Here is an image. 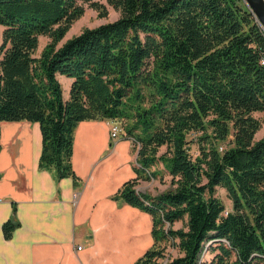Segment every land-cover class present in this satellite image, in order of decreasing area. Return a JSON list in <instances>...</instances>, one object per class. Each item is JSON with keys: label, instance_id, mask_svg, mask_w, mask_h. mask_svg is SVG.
I'll list each match as a JSON object with an SVG mask.
<instances>
[{"label": "trees", "instance_id": "1", "mask_svg": "<svg viewBox=\"0 0 264 264\" xmlns=\"http://www.w3.org/2000/svg\"><path fill=\"white\" fill-rule=\"evenodd\" d=\"M106 1L117 18L58 44L83 2L97 8V0H0V122L37 121L38 167L74 183L76 124H121L137 149V175L112 197L152 220L153 243L133 264H264V133L254 139L261 123L253 113L264 110V33L249 7L243 0ZM41 34L49 40L37 55ZM57 74L72 78L68 97ZM159 161L171 187L139 191ZM18 224L3 221L4 237Z\"/></svg>", "mask_w": 264, "mask_h": 264}, {"label": "crops", "instance_id": "2", "mask_svg": "<svg viewBox=\"0 0 264 264\" xmlns=\"http://www.w3.org/2000/svg\"><path fill=\"white\" fill-rule=\"evenodd\" d=\"M0 142V264H133L152 245L150 214L112 197L138 162L132 139L110 136L107 119L75 126L77 183L38 167L37 121L2 120ZM11 217L19 224L5 238Z\"/></svg>", "mask_w": 264, "mask_h": 264}, {"label": "rangeland", "instance_id": "3", "mask_svg": "<svg viewBox=\"0 0 264 264\" xmlns=\"http://www.w3.org/2000/svg\"><path fill=\"white\" fill-rule=\"evenodd\" d=\"M98 7L95 8L94 6L90 5L89 2H83L84 11L83 13L74 19L63 36V38L58 42V44H61L63 41H65L67 38L71 37L72 35L80 32L84 27H92L96 26L100 23L113 20L117 18L120 15V11L116 8H114L111 4H109L106 0H97ZM3 25L0 24V40H1V34H2ZM49 40V37L46 35H39V43L37 46V49L35 50V54H39L45 43ZM69 77L60 74L59 81L61 82L63 95L65 97H68L69 94V83L67 81ZM254 115L260 120V128L256 131L254 135V139H258L261 137L264 133V110H257L253 112ZM198 133L189 132V138H194ZM189 147L190 151L195 155L198 152L197 143L193 140L189 141ZM165 147L162 146L159 148L158 153H161L164 151ZM150 170H154L156 172L155 177L149 176L148 178H141L137 182L138 190L149 192L151 194H157L159 192H162L169 187L170 185V175L168 174V171L163 167V164L161 161L157 162L154 166L150 168ZM146 173V171H145ZM218 196L221 197V199L224 201L225 209L231 208V200L229 199L225 188L221 186L216 187V192ZM182 225V221H176L173 223L174 227H178ZM167 252L174 255L176 253V250L172 248V246L169 244L167 246ZM208 253L204 255L203 257H207Z\"/></svg>", "mask_w": 264, "mask_h": 264}, {"label": "built area", "instance_id": "4", "mask_svg": "<svg viewBox=\"0 0 264 264\" xmlns=\"http://www.w3.org/2000/svg\"><path fill=\"white\" fill-rule=\"evenodd\" d=\"M249 9L252 12V15H253L255 21L258 23L261 31L264 33V26H263V24L261 23V21L258 19V17L255 15V13L252 11V9L250 7H249ZM260 62L261 63H264V52L262 53V55L260 57ZM107 122H108V125H109L110 136L116 137V136H118V135L121 134L122 127H121V124L118 121H115V120H112V119H107Z\"/></svg>", "mask_w": 264, "mask_h": 264}, {"label": "water", "instance_id": "5", "mask_svg": "<svg viewBox=\"0 0 264 264\" xmlns=\"http://www.w3.org/2000/svg\"><path fill=\"white\" fill-rule=\"evenodd\" d=\"M249 6L264 26V1L263 0H243Z\"/></svg>", "mask_w": 264, "mask_h": 264}]
</instances>
